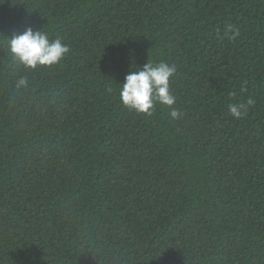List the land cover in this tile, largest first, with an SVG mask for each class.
<instances>
[{
	"label": "trees",
	"instance_id": "trees-1",
	"mask_svg": "<svg viewBox=\"0 0 264 264\" xmlns=\"http://www.w3.org/2000/svg\"><path fill=\"white\" fill-rule=\"evenodd\" d=\"M26 27L69 53L25 67ZM147 60L181 118L120 103ZM0 264H264V0H3Z\"/></svg>",
	"mask_w": 264,
	"mask_h": 264
},
{
	"label": "clouds",
	"instance_id": "clouds-1",
	"mask_svg": "<svg viewBox=\"0 0 264 264\" xmlns=\"http://www.w3.org/2000/svg\"><path fill=\"white\" fill-rule=\"evenodd\" d=\"M5 39L14 60L33 69L37 66L57 64L70 51L61 38L49 39L47 33L39 30L33 31L31 27H26L22 33H14ZM175 72L174 65L165 62L154 63L148 60L142 68L129 70L123 82L119 83L120 103L137 113L151 115L156 102H159L169 106V115L173 119L181 118L183 114L172 107L176 97L170 92V77ZM26 83V80L21 78L18 86ZM254 103L252 98H248L246 104H229L228 111L233 118L239 119L246 115L248 106Z\"/></svg>",
	"mask_w": 264,
	"mask_h": 264
}]
</instances>
